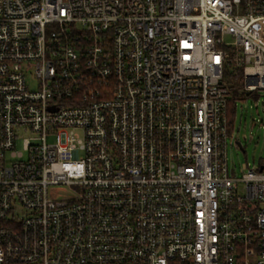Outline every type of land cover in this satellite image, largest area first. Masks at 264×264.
<instances>
[{"label":"built area","instance_id":"1","mask_svg":"<svg viewBox=\"0 0 264 264\" xmlns=\"http://www.w3.org/2000/svg\"><path fill=\"white\" fill-rule=\"evenodd\" d=\"M227 71L264 91V0H0V264H264Z\"/></svg>","mask_w":264,"mask_h":264},{"label":"rangeland","instance_id":"2","mask_svg":"<svg viewBox=\"0 0 264 264\" xmlns=\"http://www.w3.org/2000/svg\"><path fill=\"white\" fill-rule=\"evenodd\" d=\"M236 108L235 132L227 138L226 151L229 174L240 179L264 159V91L237 102Z\"/></svg>","mask_w":264,"mask_h":264},{"label":"trees","instance_id":"3","mask_svg":"<svg viewBox=\"0 0 264 264\" xmlns=\"http://www.w3.org/2000/svg\"><path fill=\"white\" fill-rule=\"evenodd\" d=\"M224 82L230 88V99L227 103V123L228 137H232L235 132L236 107L237 102L244 101L254 93H248L243 87V76L241 72L227 71Z\"/></svg>","mask_w":264,"mask_h":264}]
</instances>
